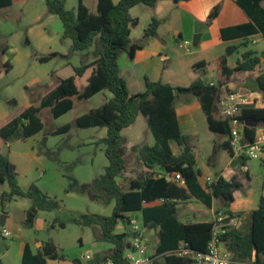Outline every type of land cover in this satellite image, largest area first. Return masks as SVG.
Returning a JSON list of instances; mask_svg holds the SVG:
<instances>
[{"label":"trees","instance_id":"16d2710c","mask_svg":"<svg viewBox=\"0 0 264 264\" xmlns=\"http://www.w3.org/2000/svg\"><path fill=\"white\" fill-rule=\"evenodd\" d=\"M17 0H0V9L11 7ZM20 1V0H18ZM25 1V0H23ZM48 11L57 15L63 24V38L72 41V52H84L98 44V58L79 67H72L73 73L60 78L44 92L38 107L24 106L13 112L0 125V137L7 143L17 130L22 131V138L28 139L44 129L40 113L45 108H51L55 119L69 113L74 108V99H89L104 90L112 93V98L102 107L93 109L76 120L79 128L101 127L107 129V137L99 141L103 144L105 155L109 161L103 175L89 188L93 198L104 204L115 202L110 216L98 214H83L75 223L82 226L99 227L102 240L112 243L113 248L102 257L103 261L112 259L118 264H127L125 254L130 248L127 241L128 234L116 233L121 223L130 224L131 214H141L142 225L146 229H159L156 255L165 264H195L191 257H182L169 253L179 248L185 242L194 251L205 253L211 239L214 227L213 221L182 222L179 219L178 205L191 199H196L207 207H211L213 200L222 204V214L230 217L234 213L230 206L234 201V193L245 187V179L249 174L234 176L231 181L218 175L216 180L205 190L199 183V171L196 169V157L191 145V139L181 131L175 100L180 95L198 97L203 112L206 115L209 129L218 135L227 137L220 146L215 145L212 157L221 148L227 150L231 156L230 145L231 126L228 119H223L218 112V95L222 83L211 85L204 79H199L187 87H173L160 81L154 82L145 78L146 90L130 94L127 82L120 76L119 59L123 53L133 58L136 51L143 49L144 41L134 43L131 40L132 28L138 25V19L131 16V9L138 5L155 8L159 0H98L97 13H92L84 0H79L77 9H68L66 0H45ZM175 3L190 0H172ZM238 6L247 14L250 21L244 24L230 26L221 30L224 41L243 39L264 35V0H236ZM219 7H215L209 15L210 25L218 16ZM160 21L153 18L145 30L144 39L157 37ZM7 47L3 49V53ZM58 56V53L40 58L47 62ZM261 56L254 51H247L242 55V61L237 70L255 74L261 64ZM7 72L11 70L9 63L5 64ZM222 73L225 77L231 75L232 70L222 62ZM258 88L264 93V73L256 77ZM139 115L147 118L152 132L154 145H141L138 158L146 168L153 171L180 172L185 180V186H180L157 178L153 174L143 180H132L130 187L124 189L118 182L120 175L127 169L126 151L122 131L132 126ZM242 120L264 126V108L247 107L242 113ZM69 124L59 128L55 134L69 132ZM257 129L247 125L244 136L248 142H254ZM175 142L180 149L176 155L171 144ZM250 158L243 155L241 165L246 166ZM16 165L9 156L0 152V187L8 183L10 191L0 194L1 203L11 201L16 197L32 200V206L27 211V220L33 223L38 212L54 211L60 208L57 200L51 199L35 185L29 191H23L19 185ZM79 183L74 180L68 191L79 190ZM159 202L155 205H147ZM251 245L255 255L254 264H264V194L260 197L259 205L252 213ZM64 227V223H61ZM223 240H229V250L236 255V248L244 243L234 228L230 227ZM47 258L61 259L57 247L52 242L44 243L42 249L34 254L30 245H26L21 264H46ZM236 257H232L234 259ZM75 262L80 263L76 259ZM0 264H3L0 260ZM233 264V263H231Z\"/></svg>","mask_w":264,"mask_h":264},{"label":"rangeland","instance_id":"374dc122","mask_svg":"<svg viewBox=\"0 0 264 264\" xmlns=\"http://www.w3.org/2000/svg\"><path fill=\"white\" fill-rule=\"evenodd\" d=\"M66 1L68 9H77L79 0ZM96 3L97 0L85 1L93 12L96 11ZM141 28L138 27L135 37L139 35ZM63 31L60 18L48 11L45 0H17L11 7L0 10V125L5 123L13 112L24 106L38 107L49 86L73 73L71 66L79 67L95 59V47L84 52H72V42L63 38ZM171 39L174 49L168 62L169 70L164 76L162 66L165 64L158 63V59L156 68L145 69L138 62H132L126 53L120 56L121 75L128 82L130 94L146 90L144 75H149L152 80L157 81L166 79L181 87L191 84L192 68L189 60L196 48L191 44L192 53L187 54L175 44L174 38ZM5 46L9 47V50L3 54ZM249 48L256 47L249 44ZM51 53H58V56L47 62L40 61L41 57ZM6 63L11 66L9 72L5 69ZM212 72L213 77L210 76L209 80L217 81V70ZM178 97L181 98L182 95ZM111 98L112 93L109 90H104L89 99L79 100L75 97L74 108L58 119L53 117L51 108L43 109L40 117L44 129L31 138L23 139L20 129L8 143L0 137V152L8 155L16 165L21 189L29 191L35 185L44 194L60 203L57 210H40L34 224L30 225L27 211L32 206L31 199L16 197L4 204L0 201V221L4 215H8L5 227L10 231V223L15 226L12 235L0 237V252L10 249L4 258V264H17L16 246L24 239L33 246L36 240L52 242L58 249L61 261L68 258L72 264H78L74 263L76 259L84 260L88 264L104 263L102 257L108 251L106 249L113 247L112 243L98 241L102 239V232L98 226H82L74 220L83 214L110 216L113 212L115 202L104 204L101 200H96L88 188L104 174L109 163L104 146L99 143L101 139L107 137V129L79 128L76 120L91 110L102 107ZM66 124L71 126L69 132L55 134ZM198 129L199 138H193L197 148L192 147L196 157V169L206 175L215 143H220L225 136L210 133L205 119H198ZM122 134L125 136L123 143L128 165L118 178V182L124 189H128L132 179L143 180L149 174L155 175L157 171L144 170L137 155L141 145L130 146L127 140L154 145L155 139L142 116L135 124L124 129ZM172 144L175 146L176 143ZM229 158L227 152L220 149L217 162L224 165ZM248 163L253 168L254 178L257 177V170L261 168L260 159H250ZM74 180L79 183L81 189L68 191ZM9 191L8 183L0 187V194ZM198 207L200 206L193 202L185 204L181 210L189 212L191 216L197 212ZM216 208H222L220 201H217ZM137 218L143 228L141 215L138 214ZM61 223H64V227H61ZM2 227L0 225V228ZM116 231L128 234L127 241L132 242L131 227L128 223L119 224ZM146 245L149 249L152 248L150 243L146 242ZM102 250L105 251L98 253ZM88 257L90 259H87Z\"/></svg>","mask_w":264,"mask_h":264},{"label":"crops","instance_id":"0c3cea01","mask_svg":"<svg viewBox=\"0 0 264 264\" xmlns=\"http://www.w3.org/2000/svg\"><path fill=\"white\" fill-rule=\"evenodd\" d=\"M85 1L86 0H84V3ZM113 2L117 4L119 0H113ZM97 3L95 6L96 11L94 12L91 11L87 6L92 13H97ZM215 7H219V14L217 18L209 25L208 18ZM130 13L133 18L138 19V25L132 28L131 40L134 43H139L142 40L144 41L143 49L136 51L133 58H131L128 53H126L127 57L130 58L132 62H138L145 69L151 67L156 68L158 63L163 62L165 64L162 66V74L164 76L169 70L168 62H170V57L174 49L173 41L171 38H174L173 40L175 44L181 47L187 54L192 53L191 44H193L196 49L192 53L193 57H191V59L189 60L190 67L192 68L191 84L199 79H204L206 82L214 83L216 85L222 83L223 85L220 88L222 92L224 90H239L245 93L250 92L255 94L256 96L261 97L262 103H260L257 108H264V93L259 90L256 82V77L264 73V35L259 34L247 40L234 39L229 41H224L221 37V30L223 28L244 24L250 21L247 14L238 6L236 0H190L182 1L179 3H175L172 0H159L155 8L138 5L133 7ZM154 17L160 21V25L157 31L158 35L157 37H148L144 39L145 30ZM143 22L145 25L142 26ZM140 26L142 27L141 31L139 32V35L135 37L134 35L138 30V27ZM249 44L255 45L256 48L250 49ZM94 47L97 51L99 50L98 44H96ZM8 50L9 47H7V51L3 54H6ZM96 50L94 52L95 59L98 58ZM247 51H254L258 56H261L262 58L261 64L256 68L255 74L239 71L236 69L238 64L242 61V55ZM157 59L158 63L156 62ZM223 61L226 63L227 67L232 70V73L231 75H229V77H225L222 73ZM159 65L161 66V64ZM213 70H217L218 72L217 81H215L214 79L209 80L210 76L213 77ZM120 76L122 77L121 69ZM146 77L151 81L158 82L155 79L152 80V77H150L149 75H144V81ZM122 78L126 81L124 77ZM160 82L169 84L173 87L178 86L166 79H162ZM175 109L177 112L181 131L184 134L188 135L190 139H192V146L197 148V143H193V138H199L200 136L198 129V119H205L207 127L209 129L206 115L203 112L198 97L193 95H182L181 98L177 97L175 100ZM140 116L142 115H139L137 120L140 118ZM142 117L145 119L148 125L147 118L144 116ZM254 127L257 128L264 126L255 125ZM209 131L210 133L215 135V133H213L210 129ZM123 137L125 136L123 135ZM227 139L228 138L225 137L224 139H221L220 143H215V145L220 146ZM127 142L130 144V146L133 147L139 144L144 145V143H141L139 141L135 142L133 140H127ZM171 146L174 153L176 155H180L181 152L179 147L176 144L175 146L174 144H171ZM225 151L230 157L229 160L224 165H220V163L217 162V157L219 154L218 152L215 157H211L209 159L206 175H203L201 171L198 170V180L200 185L208 191V185L215 181L218 175H221L226 180L231 181L234 176H243L247 173L249 174L250 179L244 180L245 187L243 189L235 191L234 201L230 206V211L234 213V216L232 217L234 221L231 227L234 228L235 231L244 238V243L240 247L236 248V255L229 250V240H224L223 247L231 253L232 257H236L232 259L231 263L254 264L255 255L251 245L253 221L252 213L258 208L260 197L264 194V158L260 160L261 168L257 170L258 175L254 178L252 174L253 168L248 163L250 159L247 161L246 166L243 167L241 165V157L234 155L231 156L227 150ZM142 165L145 171H159L158 169L151 171L146 168L143 163ZM259 182L261 183V185ZM217 201L218 200H213L211 207H207L205 204L196 199L181 202L178 205L180 209L179 219L184 223L190 221H213L215 217L221 212L220 208H216ZM193 202L200 206L198 207L197 212L192 213V215L190 216L189 212L181 210L185 204L188 205ZM157 203L159 202H153L147 205H155ZM138 214L141 215L140 213ZM8 218V215H4L0 221V225L3 226L2 228H0V237H8V235H12V233H14L13 231H15V226L12 223H10V231L5 227ZM34 222L32 224H29L33 225ZM4 229L7 230V234L3 233ZM115 232L119 233L117 231ZM158 233L159 229L157 228H144L143 231L145 243L148 242L152 245V248H148V250L149 253L153 255H156ZM98 241L101 242L103 240L98 239ZM27 244L30 245L33 253L36 254L42 249L44 242L36 240L33 246L26 239L21 242L19 241L15 251L17 264L22 263L23 254ZM112 248L113 247L106 250H110ZM103 251L105 250H102L98 253H102ZM128 251L125 255L128 254ZM9 252L10 249H7L6 252H0V260L3 264L4 258L8 255ZM46 261V264H72V261L68 258L63 261L59 259L47 258ZM78 264L88 263L84 260H81ZM152 264H165V262L160 256L156 255V258Z\"/></svg>","mask_w":264,"mask_h":264},{"label":"built area","instance_id":"2783aa9c","mask_svg":"<svg viewBox=\"0 0 264 264\" xmlns=\"http://www.w3.org/2000/svg\"><path fill=\"white\" fill-rule=\"evenodd\" d=\"M211 85H216L210 83ZM262 103L261 97L250 92H241L239 90H220L218 95V112L221 117L228 119L231 126L230 145L234 156H247L250 159L264 158V127H257L254 142H248L244 136V129L247 121L242 120L244 108L258 107ZM258 132V133H257ZM158 173V174H157ZM157 178H164L168 182L185 186V180L180 172L157 171ZM233 218L219 213L214 219L212 236L208 242L205 253L197 252L188 247L183 242L179 248L169 253L182 257H191L195 264H231L232 255L223 247V236L228 233L233 224ZM130 224L132 242L128 254L125 255L127 264H152L156 255L149 253L148 247L144 240V227L141 228L137 214L130 215ZM7 234V230H3ZM132 249V251H131ZM87 259H90L89 257ZM103 264H118L112 259H107Z\"/></svg>","mask_w":264,"mask_h":264},{"label":"water","instance_id":"95a60500","mask_svg":"<svg viewBox=\"0 0 264 264\" xmlns=\"http://www.w3.org/2000/svg\"><path fill=\"white\" fill-rule=\"evenodd\" d=\"M247 125L255 126L254 123H251V122H248V121H247Z\"/></svg>","mask_w":264,"mask_h":264}]
</instances>
